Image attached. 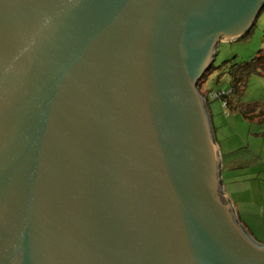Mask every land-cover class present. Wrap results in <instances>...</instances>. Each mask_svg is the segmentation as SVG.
Segmentation results:
<instances>
[{
	"label": "water",
	"instance_id": "water-1",
	"mask_svg": "<svg viewBox=\"0 0 264 264\" xmlns=\"http://www.w3.org/2000/svg\"><path fill=\"white\" fill-rule=\"evenodd\" d=\"M264 0H0V264H264L198 82Z\"/></svg>",
	"mask_w": 264,
	"mask_h": 264
},
{
	"label": "rangeland",
	"instance_id": "rangeland-1",
	"mask_svg": "<svg viewBox=\"0 0 264 264\" xmlns=\"http://www.w3.org/2000/svg\"><path fill=\"white\" fill-rule=\"evenodd\" d=\"M263 49L264 6L249 33L236 40L218 42L213 66L229 60L247 61ZM229 87L227 72L216 69L200 86L210 98L208 107L222 167H225L227 198L235 213L239 212L238 220L248 234L256 242L264 244V112H261L264 111V77L252 73L238 99V105L251 107L255 115L250 117L243 116L238 109L224 108L221 100L211 98V93L227 91Z\"/></svg>",
	"mask_w": 264,
	"mask_h": 264
},
{
	"label": "trees",
	"instance_id": "trees-1",
	"mask_svg": "<svg viewBox=\"0 0 264 264\" xmlns=\"http://www.w3.org/2000/svg\"><path fill=\"white\" fill-rule=\"evenodd\" d=\"M251 29L247 33L250 32ZM219 70L222 72H227L230 77V87L227 91H217L215 93H211V98L221 100V103L224 108H230L241 111L242 115L245 117H250L255 115L253 110L250 108L243 107L242 105H238V99L242 94V91L246 85L248 77L252 73H258L262 77H264V49L260 50L256 53L254 57L247 61L235 62L234 60L225 61L220 66H211V68L202 76V78L198 82V88L205 100V106L208 113V117L211 123L212 131L214 132L215 127L212 124V114L208 107L209 103V94L206 91H202L200 86L203 81L207 79V76L213 70ZM263 113L264 111L261 110ZM228 114V113H226ZM214 135V134H213ZM223 183V182H222ZM238 219V216H237Z\"/></svg>",
	"mask_w": 264,
	"mask_h": 264
},
{
	"label": "crops",
	"instance_id": "crops-1",
	"mask_svg": "<svg viewBox=\"0 0 264 264\" xmlns=\"http://www.w3.org/2000/svg\"><path fill=\"white\" fill-rule=\"evenodd\" d=\"M212 124H213V119H212ZM213 134H214V138H215V130H214V132H213ZM215 141H216V139H215ZM218 146V145H217ZM218 148H219V146H218ZM220 155H221V153H220ZM222 163V162H221ZM229 165L231 166V164L229 163ZM225 168V167H224ZM223 167H222V171L223 172H221V177H222V184H223V191H224V193H225V185H224V183H225V178H226V176H225V174H224V169ZM229 174V173H228ZM229 175H227V177H228ZM225 195H226V193H225ZM227 196V195H226ZM237 216L239 215V212H238V214H236ZM245 225V224H244Z\"/></svg>",
	"mask_w": 264,
	"mask_h": 264
}]
</instances>
